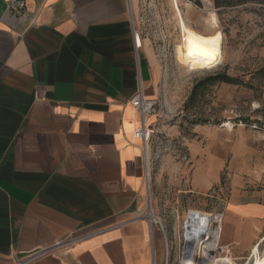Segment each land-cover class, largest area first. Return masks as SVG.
<instances>
[{
    "label": "crops",
    "instance_id": "1",
    "mask_svg": "<svg viewBox=\"0 0 264 264\" xmlns=\"http://www.w3.org/2000/svg\"><path fill=\"white\" fill-rule=\"evenodd\" d=\"M7 1L0 0V264L47 249L30 264H153L161 243L140 217L147 169L130 100L139 87L145 99L158 96L131 1L24 0L22 18ZM194 184L200 192L209 186ZM234 196L223 242L244 254L261 234L264 207Z\"/></svg>",
    "mask_w": 264,
    "mask_h": 264
},
{
    "label": "rangeland",
    "instance_id": "2",
    "mask_svg": "<svg viewBox=\"0 0 264 264\" xmlns=\"http://www.w3.org/2000/svg\"><path fill=\"white\" fill-rule=\"evenodd\" d=\"M130 1L134 33L148 50L158 96L154 133L142 145L148 167L143 209L160 223H152V237L161 243V258L156 248L153 264H179L180 226L187 211L221 213L220 244L226 246L224 232L235 221L231 198L264 207V129L255 123L264 124V80L253 78L264 68V0L227 9H217L213 0ZM185 28L204 36L219 34V52L205 61L193 59ZM221 72L242 84L209 90L199 113L213 115L219 124L191 127L183 122L182 106L195 81ZM196 180L208 183V189L196 190ZM263 234L264 226L253 246ZM253 246L244 254L229 247L228 264H252L264 242L257 255Z\"/></svg>",
    "mask_w": 264,
    "mask_h": 264
},
{
    "label": "built area",
    "instance_id": "3",
    "mask_svg": "<svg viewBox=\"0 0 264 264\" xmlns=\"http://www.w3.org/2000/svg\"><path fill=\"white\" fill-rule=\"evenodd\" d=\"M25 7L24 0H8L6 2V10L13 17L22 18L25 13ZM134 37H137V35L134 34ZM130 105L139 113L141 119L139 127L134 131V138L139 140L144 146L154 133L153 125L147 126V121L156 113L157 103L155 100L145 99L142 89L139 87L134 97L130 100ZM140 217L148 222L150 234H153L152 223H160L153 219L151 213L149 215L145 214V211ZM222 218L221 213H201L192 210L186 212L180 226L179 264L229 263L227 256L230 248L220 244ZM162 233L166 242V235L163 230ZM47 252H49L48 249L32 253L24 257L18 264H30ZM218 254L221 256H218Z\"/></svg>",
    "mask_w": 264,
    "mask_h": 264
},
{
    "label": "trees",
    "instance_id": "4",
    "mask_svg": "<svg viewBox=\"0 0 264 264\" xmlns=\"http://www.w3.org/2000/svg\"><path fill=\"white\" fill-rule=\"evenodd\" d=\"M195 1V0H190ZM247 0H213L214 6L219 9L233 8L241 6L246 3ZM253 78H260L264 80V68L259 69L254 74ZM232 85L240 86L242 82L238 77L228 76L225 72L216 73L212 75H207L203 78L198 79L193 84L188 97L182 106V121L187 123L189 126H204V125H218L219 119L213 117V115L205 116L199 113L202 106L207 103V95L209 90L216 85ZM264 110V109H263ZM192 114V115H191ZM244 121V124H249L246 119H239ZM258 124L259 128L264 129V124H261L260 121H255Z\"/></svg>",
    "mask_w": 264,
    "mask_h": 264
},
{
    "label": "bare ground",
    "instance_id": "5",
    "mask_svg": "<svg viewBox=\"0 0 264 264\" xmlns=\"http://www.w3.org/2000/svg\"><path fill=\"white\" fill-rule=\"evenodd\" d=\"M184 37L185 42L189 48L190 53V45L189 41L192 40L194 47L191 49V54H189L193 59L197 61H205L209 58L215 56L219 50V44H220V38L219 34L213 35V36H204L199 33H196L193 30H189L187 28L184 29ZM153 118V117H151ZM149 120L147 121V126H149ZM147 169V175H148V167ZM147 183H148V176H147ZM264 242V238L262 240ZM258 247L259 245H256L253 248V254L258 253ZM257 255V254H256ZM252 264H264V249L261 255H257L255 260Z\"/></svg>",
    "mask_w": 264,
    "mask_h": 264
},
{
    "label": "snow or ice",
    "instance_id": "6",
    "mask_svg": "<svg viewBox=\"0 0 264 264\" xmlns=\"http://www.w3.org/2000/svg\"><path fill=\"white\" fill-rule=\"evenodd\" d=\"M189 45H190V53L189 54H191V49H192V47H194L192 40L189 41Z\"/></svg>",
    "mask_w": 264,
    "mask_h": 264
}]
</instances>
